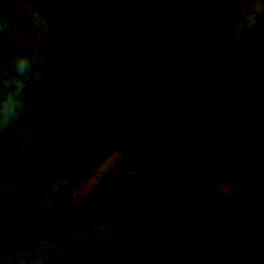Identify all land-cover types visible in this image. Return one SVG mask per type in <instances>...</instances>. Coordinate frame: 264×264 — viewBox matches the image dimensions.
<instances>
[{"label":"rangeland","instance_id":"obj_1","mask_svg":"<svg viewBox=\"0 0 264 264\" xmlns=\"http://www.w3.org/2000/svg\"><path fill=\"white\" fill-rule=\"evenodd\" d=\"M263 14L264 0H175L169 36L149 45L151 85L142 102L153 112L177 103L214 65L215 52ZM53 43L43 20L20 2L0 54V264H116L112 251L134 233L147 203L176 176L179 161L155 136L129 153L107 152L82 136L66 139L57 122L62 96L44 73ZM20 61L27 64L23 74ZM229 128L233 149L226 173L206 180L236 176L249 156H258L263 160L253 173L264 184V117ZM196 185L192 181L160 210L152 238L123 264H192L177 242L183 207ZM77 203L83 208L70 216ZM218 212L264 260V232L245 206L225 195Z\"/></svg>","mask_w":264,"mask_h":264},{"label":"trees","instance_id":"obj_2","mask_svg":"<svg viewBox=\"0 0 264 264\" xmlns=\"http://www.w3.org/2000/svg\"><path fill=\"white\" fill-rule=\"evenodd\" d=\"M20 2L54 34L44 73L62 96L57 122L64 137L129 153L155 136L179 161L176 176L147 203L134 233L112 251L115 263L136 255L152 238L160 210L196 181L183 207L182 253L192 264H264L218 212L224 196L232 195L264 232V184L253 173L263 158L249 156L245 170L217 183L205 178L226 173L233 149L229 126L264 117V14L215 52L214 65L177 103L153 112L142 102L151 85L147 53L156 37L169 36L175 0H0V54ZM79 208L82 203L68 214Z\"/></svg>","mask_w":264,"mask_h":264},{"label":"clouds","instance_id":"obj_3","mask_svg":"<svg viewBox=\"0 0 264 264\" xmlns=\"http://www.w3.org/2000/svg\"><path fill=\"white\" fill-rule=\"evenodd\" d=\"M27 68V64L25 61H20L18 64H17V71L21 74H23V72L26 70ZM10 102V101H9Z\"/></svg>","mask_w":264,"mask_h":264}]
</instances>
